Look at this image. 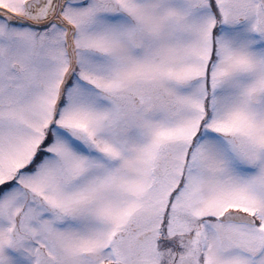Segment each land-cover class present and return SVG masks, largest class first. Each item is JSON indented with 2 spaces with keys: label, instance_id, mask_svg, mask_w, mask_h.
I'll use <instances>...</instances> for the list:
<instances>
[{
  "label": "snow or ice",
  "instance_id": "snow-or-ice-1",
  "mask_svg": "<svg viewBox=\"0 0 264 264\" xmlns=\"http://www.w3.org/2000/svg\"><path fill=\"white\" fill-rule=\"evenodd\" d=\"M0 264H264V0H0Z\"/></svg>",
  "mask_w": 264,
  "mask_h": 264
}]
</instances>
